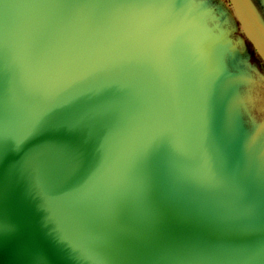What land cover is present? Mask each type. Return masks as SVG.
Here are the masks:
<instances>
[{
	"label": "rangeland",
	"instance_id": "obj_1",
	"mask_svg": "<svg viewBox=\"0 0 264 264\" xmlns=\"http://www.w3.org/2000/svg\"><path fill=\"white\" fill-rule=\"evenodd\" d=\"M249 1L264 25V0ZM4 38L0 199L15 206L0 240L11 219L31 225L18 209L24 167L6 151L13 113L32 79L54 86L57 70L84 118L72 211L110 247L107 264H264V63L227 0H0ZM157 73L190 101L210 165L154 106ZM27 226L11 232L32 235ZM16 246L11 264L23 257Z\"/></svg>",
	"mask_w": 264,
	"mask_h": 264
},
{
	"label": "water",
	"instance_id": "obj_2",
	"mask_svg": "<svg viewBox=\"0 0 264 264\" xmlns=\"http://www.w3.org/2000/svg\"><path fill=\"white\" fill-rule=\"evenodd\" d=\"M227 1L243 34L264 63V25L250 1ZM7 38L0 39V44L5 43ZM54 73L53 75L51 72V76L55 77L54 86L50 84L49 77L44 78H48L46 86L54 87L59 94H67L63 87L67 88L68 84L62 82V74L57 70ZM162 77L164 81H162ZM44 79L42 81L36 80V78L32 79V87L28 94L18 102L11 120L14 135L12 141L7 144L6 151L10 148V152L17 155L24 167L25 175L22 179V186H19V188H22L20 191H24L25 199L18 206V209L23 208L19 215L23 218L24 216L28 217L31 220H28L31 224L28 226L35 227L36 231L34 232L39 235L43 234L42 227L45 228L51 240L47 244H51L56 251L49 250V254L47 252L45 254L47 256H44L42 250L27 248L30 242L35 241L32 236L35 233L24 235V231L22 235H16V232H11L12 229L17 226H20V228L27 226V223L24 221L18 225L17 219H11L12 224L8 226L9 231L3 235V240H0V264H11L9 252H14L11 251L13 243L17 245L16 249L20 246L23 251L22 258L13 259L16 264H20L23 258H27L29 255H31L29 260L34 261V264H107V257H110L108 251L112 254L110 247L106 245V248L99 240L90 235L86 231L87 229L75 218L72 211L73 200L70 192L73 183L71 178L77 172L79 158L83 157L81 154L85 152L82 150L86 142H83L77 152L76 136L80 127H76V132H78L76 136L73 134V137H71L67 123L63 120L58 106L42 92ZM154 91V106H156L160 116L169 128L173 130L164 116L161 104L170 111L172 118L177 122L180 117L179 112L181 113L185 106L179 94L186 99V113L189 121L191 118L189 112L190 101L185 97V93L171 75L157 73L155 75ZM70 93L72 104L75 105L74 98L79 97L72 91ZM97 102L98 100H92L88 93L85 105L90 109V106L97 104ZM76 105L79 106L78 99H76ZM94 110L90 111L88 119H86V124L89 126L90 120L93 119L92 116L95 115ZM91 127H94V123ZM190 127L195 133L192 125ZM173 132L176 134L174 130ZM195 135L197 134L195 133ZM2 136L1 133L0 138ZM90 137H92V133ZM189 150L196 156L190 148ZM1 155L2 153H0ZM6 199L5 197L0 199V221L13 217L12 207L14 202L12 205L8 201L9 199ZM13 239H16V241H13ZM91 239L100 245L106 255L95 244L96 242L93 244ZM10 242H12L11 245H8ZM23 245H25L24 248ZM32 252H39L40 256L32 255Z\"/></svg>",
	"mask_w": 264,
	"mask_h": 264
},
{
	"label": "bare ground",
	"instance_id": "obj_3",
	"mask_svg": "<svg viewBox=\"0 0 264 264\" xmlns=\"http://www.w3.org/2000/svg\"><path fill=\"white\" fill-rule=\"evenodd\" d=\"M52 74L54 75L55 73L52 72ZM47 83H48V78L44 79V81L42 82V84H43V87L41 88V89H43L42 92L45 93L46 96H49L52 99V101L58 106V109L60 110V112L62 114L63 120L67 123V127L69 129V133H70L71 137H73V134L76 136V134L78 133V132H76V127L77 128L80 127V129H81L82 126L84 125V118H83V113H82L83 109L81 108L80 105L79 106L76 105V99L75 98H74L75 105L72 104L71 93L69 90H67V88L65 86L63 87V90H65L67 94L62 95V94H59L58 92H56L54 87L46 86ZM179 96L183 101V105H185V106H184V110H182L181 113L179 112L180 117H179L178 121L175 122L174 118H172V116H171L172 114L170 113V111H168V109L164 108L160 102L164 116L167 119L170 126L176 132V134L186 144V146H188L202 162L209 165V163H207L205 160H203L199 157L200 152H203L205 155H206V153L204 152L199 141L197 140L195 133L193 132V130L191 129V127L189 125L188 116L186 113V103H187L186 99H184L181 94H179ZM72 106H74V107L72 108ZM76 140L78 143V147H77V152H78V150L80 149V147L83 144V141L80 138L79 133L76 136ZM208 159H209V157H208ZM92 242L94 244L96 241L94 242L92 240ZM95 244L99 247V249L101 248L97 242Z\"/></svg>",
	"mask_w": 264,
	"mask_h": 264
},
{
	"label": "crops",
	"instance_id": "obj_4",
	"mask_svg": "<svg viewBox=\"0 0 264 264\" xmlns=\"http://www.w3.org/2000/svg\"><path fill=\"white\" fill-rule=\"evenodd\" d=\"M43 232V231H42ZM34 237V243H33V249L32 250H42L43 251V254L44 256H47L45 255L47 253V235H46V229H44V233L42 235H32ZM30 241V240H29ZM26 249V248H25ZM28 251V250H27ZM11 252H9L10 254ZM30 254V253H29ZM32 255H35V256H40V253L39 252H32L31 253ZM30 256L27 257V258H23V261H21L20 264H34L35 262L34 261H30ZM16 264V263H15Z\"/></svg>",
	"mask_w": 264,
	"mask_h": 264
}]
</instances>
